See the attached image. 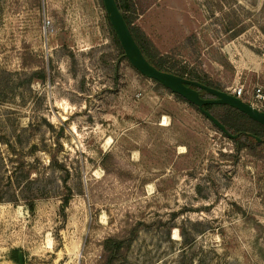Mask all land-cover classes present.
<instances>
[{"label":"rangeland","instance_id":"1","mask_svg":"<svg viewBox=\"0 0 264 264\" xmlns=\"http://www.w3.org/2000/svg\"><path fill=\"white\" fill-rule=\"evenodd\" d=\"M128 1L173 72L264 112V0ZM122 51L103 0H0V264H264V143Z\"/></svg>","mask_w":264,"mask_h":264},{"label":"water","instance_id":"2","mask_svg":"<svg viewBox=\"0 0 264 264\" xmlns=\"http://www.w3.org/2000/svg\"><path fill=\"white\" fill-rule=\"evenodd\" d=\"M106 11L109 16L110 23L118 37L125 56L130 61L132 66L142 75L154 79L161 83L165 88L178 94L188 100L193 105L197 106L201 113L205 115L216 127H218L229 138L235 139L236 135H232L227 131L225 126L215 118L210 112L204 109L207 104L228 105L240 110L248 115L254 121L264 125V112L254 108L252 105L244 102L242 99L229 94L225 91L209 87L198 81L189 80L173 73L161 71L152 65L142 53L140 47L136 43L116 0H103ZM195 88L203 89L204 91L214 95L215 99L205 100L200 97L199 92ZM260 142L261 139L257 138ZM19 264H24V255L19 253Z\"/></svg>","mask_w":264,"mask_h":264},{"label":"trees","instance_id":"3","mask_svg":"<svg viewBox=\"0 0 264 264\" xmlns=\"http://www.w3.org/2000/svg\"><path fill=\"white\" fill-rule=\"evenodd\" d=\"M116 3H117L118 8L120 9V11H121V13H122V15H123L128 27H129L132 35H133L136 43L138 44V46L140 47L142 53L144 54L145 58L152 65H154L156 68H158L161 71L173 73V74H176V75L181 76L183 78H186L183 73L173 72L171 70V68L168 67L164 63V60H163L162 56L161 57L158 56V53L153 50V48L151 47L150 43L142 35L141 31L132 25V20L130 19V17L127 14V10H129L128 9L129 1L128 0H116ZM111 29L113 31V34H114L116 40L118 41L119 46L121 47V44H120V42L118 40V37H117L112 25H111ZM122 54H123L124 58H126L124 51H122ZM188 79L189 80L198 81L200 83H203L204 85L212 87V85L209 82L201 80L199 78L195 77V78H188ZM195 89L199 92L200 97L202 99L210 100V99H215L216 98L214 95L204 91L203 89H200V88H195ZM171 93L174 94L173 92H171ZM175 95H176V97L184 100L185 102L190 103L188 100L184 99L180 95H178V94H175ZM190 104H191V106H193L194 108H196V109H198L200 111V109L197 106L193 105L192 103H190ZM214 107H222V108H224L225 113H227L225 118H220V117H217V116H214V117L217 118L225 126V128L227 129V131L229 133H231L232 135H236L237 138H235V139L229 138L218 127H216V126L215 127L219 131H221V133L225 137H228L230 140H232L236 144L238 149L249 148V147H253L254 145H260V144L264 143V125L254 121L253 119H251L245 113H243L240 110H238L236 108H233L231 106L221 105V104H207V105H204V109L207 110L210 113H212V109ZM235 119H239V120L245 121L247 124H249L251 126V128H248L246 124H242V125L236 124L235 123ZM257 138L261 139V141L258 142ZM68 203H69V199L67 198L63 202V205H62V209L63 210L66 209V207L68 206ZM20 252H22V250L19 249V248L12 249L10 251V253H9V259L11 261H13L14 263L19 264V253Z\"/></svg>","mask_w":264,"mask_h":264},{"label":"built area","instance_id":"4","mask_svg":"<svg viewBox=\"0 0 264 264\" xmlns=\"http://www.w3.org/2000/svg\"><path fill=\"white\" fill-rule=\"evenodd\" d=\"M244 88L243 87H239L234 89L232 95L236 96L237 98L242 99L243 95H244ZM257 97L259 98V100H264V95H262V89H258L257 90Z\"/></svg>","mask_w":264,"mask_h":264}]
</instances>
